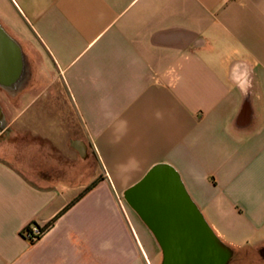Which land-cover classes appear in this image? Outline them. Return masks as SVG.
Segmentation results:
<instances>
[{"label":"crops","instance_id":"0c3cea01","mask_svg":"<svg viewBox=\"0 0 264 264\" xmlns=\"http://www.w3.org/2000/svg\"><path fill=\"white\" fill-rule=\"evenodd\" d=\"M0 25L27 66L1 108L0 264H161L121 203L161 164L230 264H264V0H0Z\"/></svg>","mask_w":264,"mask_h":264},{"label":"water","instance_id":"95a60500","mask_svg":"<svg viewBox=\"0 0 264 264\" xmlns=\"http://www.w3.org/2000/svg\"><path fill=\"white\" fill-rule=\"evenodd\" d=\"M4 130L0 107V133ZM123 198L155 238L161 264H229L232 251L212 231L171 166L153 167Z\"/></svg>","mask_w":264,"mask_h":264},{"label":"flooded vegetation","instance_id":"af4514ba","mask_svg":"<svg viewBox=\"0 0 264 264\" xmlns=\"http://www.w3.org/2000/svg\"><path fill=\"white\" fill-rule=\"evenodd\" d=\"M15 41L0 25V90L14 97L27 81L26 56L17 52ZM24 89V88H23ZM232 258L229 262L231 263Z\"/></svg>","mask_w":264,"mask_h":264},{"label":"rangeland","instance_id":"374dc122","mask_svg":"<svg viewBox=\"0 0 264 264\" xmlns=\"http://www.w3.org/2000/svg\"><path fill=\"white\" fill-rule=\"evenodd\" d=\"M13 99H14L13 97L8 96L4 91L0 90V107L3 108L7 118H9V116L11 114V103H12ZM12 106H14V108L18 107V109L20 110V109H22L25 106V104L22 102L21 104H18V105L14 104ZM12 112L15 113L16 111L12 110ZM8 123H10L9 120H7V124ZM21 127L25 128L27 126L23 125ZM121 203L123 204L124 208L127 207L126 203L124 202L123 199H121Z\"/></svg>","mask_w":264,"mask_h":264},{"label":"trees","instance_id":"16d2710c","mask_svg":"<svg viewBox=\"0 0 264 264\" xmlns=\"http://www.w3.org/2000/svg\"><path fill=\"white\" fill-rule=\"evenodd\" d=\"M95 184L90 185L85 192H88L89 190H91L92 188H94ZM84 194V193H83ZM52 223H50L49 225H47L44 228H40L38 227L35 223H32L31 225H29L24 231H23V236L25 238V236L28 235H32V229L35 228L37 229L38 233L40 234H44L46 232V230L50 227ZM31 243H33V241L30 239L29 240Z\"/></svg>","mask_w":264,"mask_h":264},{"label":"built area","instance_id":"2783aa9c","mask_svg":"<svg viewBox=\"0 0 264 264\" xmlns=\"http://www.w3.org/2000/svg\"><path fill=\"white\" fill-rule=\"evenodd\" d=\"M43 236V234L38 233L37 229L33 228L32 229V235H26L25 239H27L28 241L31 239L33 242L37 241L39 238H41ZM30 242V241H29Z\"/></svg>","mask_w":264,"mask_h":264}]
</instances>
